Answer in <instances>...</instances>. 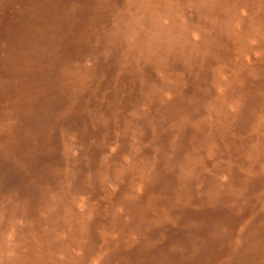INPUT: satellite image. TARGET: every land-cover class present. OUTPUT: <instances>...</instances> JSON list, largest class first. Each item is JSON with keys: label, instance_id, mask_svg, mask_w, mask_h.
<instances>
[{"label": "rangeland", "instance_id": "rangeland-1", "mask_svg": "<svg viewBox=\"0 0 264 264\" xmlns=\"http://www.w3.org/2000/svg\"><path fill=\"white\" fill-rule=\"evenodd\" d=\"M181 1L40 0L51 15L68 9L73 22L64 34L83 37L53 47L58 66L36 82L44 92L38 109L15 111L13 91L0 93V264L27 255L24 264L41 258L51 264L50 256L63 260L65 251L80 264H264V0H220L217 13L203 6L212 0ZM30 12L16 0H0V60L8 54L10 23ZM48 23L46 14L45 45ZM37 60L46 72V49ZM143 246V256H131Z\"/></svg>", "mask_w": 264, "mask_h": 264}, {"label": "bare ground", "instance_id": "bare-ground-1", "mask_svg": "<svg viewBox=\"0 0 264 264\" xmlns=\"http://www.w3.org/2000/svg\"><path fill=\"white\" fill-rule=\"evenodd\" d=\"M17 1V3H19V4H22L25 8H30V10H31V12L29 13V14H27V16H26V18H24V19H21V20H18L16 23H14V22H11L10 23V26L11 27H13V26H15L13 29H12V34H11V37L7 40V43H6V49H7V52H8V54L7 55H4V57H3V59L2 60H0V93H3V92H6L7 90H9V91H13V94L14 95H12L13 97H14V101L12 102V104H11V106H12V108H13V110H15V111H19V110H21V109H23V108H25V109H27V111L28 112H32L33 110H36V109H38L39 107L37 106L38 104H40L41 103V94H44V92L43 93H41L40 91H39V88H38V86H37V84H36V82H37V80L38 79H44L45 78V76H53V69H51L52 67H54L55 65H57V63L56 64H54V60H55V58H58V56L57 55H55V51H54V49H53V47H60V44L61 43H63V42H65L66 43V45L68 44L69 46H71V45H73V44H79V43H81L82 41L79 39L80 37H83V32H81L80 34H78V32H74V35L72 36L71 35V33L70 32H67L68 33V35H70V36H66L65 34H64V30H63V26L65 25V26H68V28H71V25H72V22H73V20H72V18L71 17H69V13H70V11H68V9L65 11L64 9H65V7L64 8H62V10H63V12L62 13H60L59 15L58 14H56V13H53L52 15L50 14V13H48L47 11L45 12V10H44V6H43V4H41L40 3V0H16ZM65 1V0H64ZM107 1V0H106ZM118 1V0H117ZM132 1H134V0H132ZM171 1H173V0H171ZM175 1V0H174ZM183 1V0H182ZM181 1V2H182ZM197 1V0H196ZM225 1V0H224ZM56 2V1H55ZM69 2V1H68ZM109 2V1H108ZM126 2V1H125ZM190 2V1H189ZM198 2V1H197ZM222 2V1H221ZM221 2H220V0H212V2H205L204 4H203V6H204V8H206V7H210L211 9H212V13H217L219 10L221 11L222 9H224V8H222V7H224L223 5L224 4H221ZM247 2V1H246ZM110 3V2H109ZM136 3H137V1H136ZM135 3V4H136ZM224 3V2H223ZM248 3V2H247ZM262 3H264V2H262ZM54 4H56V3H54ZM72 4H74V3H72ZM87 4V3H86ZM197 4V3H196ZM237 4V3H236ZM239 5H240V3H238ZM15 5V2L14 3H12V6H14ZM65 5V4H64ZM69 5H71V4H69ZM77 5H79V3H77ZM117 5V4H116ZM192 5V4H191ZM101 6V5H100ZM124 6V5H123ZM129 6V5H128ZM165 6V5H164ZM182 6H183V4H182ZM197 7L199 6V5H196ZM226 6V5H225ZM75 7V6H74ZM99 7V6H98ZM108 7V6H107ZM138 7V6H137ZM136 7V8H137ZM188 7H190V6H188ZM245 7V6H244ZM93 8V7H92ZM135 8V7H134ZM185 8H186V5H185ZM107 9H109V8H107ZM184 9V8H183ZM188 9V8H187ZM198 9V8H197ZM53 10V9H52ZM153 10V9H152ZM192 10V9H191ZM196 10V9H195ZM200 10V9H199ZM231 10V9H230ZM249 10V9H248ZM219 11V12H220ZM223 11V10H222ZM221 11V12H222ZM251 11V10H250ZM252 11H254V10H252ZM52 12V11H51ZM69 12V13H68ZM153 12H155V11H153ZM157 12V11H156ZM174 12V11H173ZM148 13V12H147ZM176 13H177V11H176ZM231 13V12H230ZM48 15L49 14V16H50V22H52V24L49 26V24L50 23H48L47 25H45V28H44V32L45 33H47V34H50V35H48L49 36V38H50V41H48L47 43H46V45L45 44H43V42H42V38H41V36H40V34H41V30H42V24H43V20H44V17H45V15ZM174 14V13H173ZM201 15L203 14V13H200ZM252 14H254V13H252ZM257 14H258V12H257ZM58 15V17L56 18L55 16H57ZM94 15V14H93ZM199 15V14H198ZM239 15H240V13H239ZM82 16H83V14H82ZM85 16V15H84ZM218 16V15H217ZM223 16H225V12H224V15ZM263 16V15H262ZM86 17V16H85ZM88 17V19H89V17L90 16H87ZM203 17V16H202ZM218 17H220V16H218ZM229 17V16H228ZM204 18V17H203ZM224 18V17H223ZM251 17H249V19H250ZM83 19V18H82ZM92 19V18H91ZM111 19V18H110ZM205 19V18H204ZM207 19V18H206ZM227 19V18H226ZM228 19H231V18H228ZM233 19V18H232ZM78 20V19H77ZM87 20V19H86ZM118 20V19H117ZM146 20V19H145ZM254 20V19H253ZM227 21H229V20H227ZM241 21H243L242 19H241ZM82 22V21H81ZM94 22V21H93ZM118 22V21H117ZM207 22H208V19H207ZM222 22V21H221ZM245 22V21H244ZM250 22V21H249ZM248 22V23H249ZM142 23V22H141ZM223 23V22H222ZM81 24V23H80ZM119 24V23H118ZM193 24V23H192ZM243 24V23H242ZM261 24V23H260ZM96 25V24H95ZM120 25V24H119ZM229 25V24H228ZM49 26V27H48ZM101 26V25H100ZM106 26V25H105ZM194 26V25H193ZM231 26V25H230ZM74 27V26H73ZM77 27V26H76ZM75 27V28H76ZM188 27V26H187ZM207 27H208V24H207ZM114 28V27H113ZM189 28V27H188ZM195 28V27H194ZM223 28V27H222ZM245 28V27H244ZM1 29V28H0ZM208 29V28H207ZM226 29H227V27H226ZM256 29V28H255ZM73 30V29H72ZM75 30V29H74ZM151 30V29H150ZM210 30V29H209ZM245 30V29H244ZM257 30V29H256ZM78 31V30H77ZM81 31H83V29L81 30ZM104 31H106V29L104 30ZM258 31V30H257ZM212 32V31H211ZM201 33V32H200ZM214 33V32H213ZM212 33V34H213ZM234 33V32H233ZM246 33V32H245ZM262 33V32H261ZM0 34H4V33H0ZM85 34V33H84ZM81 35V36H80ZM187 35V34H186ZM201 35H203V34H201ZM201 35H200V37H201ZM209 35V34H208ZM231 35V34H230ZM242 35V34H241ZM243 35H244V33H243ZM80 36V37H79ZM233 36V35H232ZM3 37V36H2ZM71 37V38H70ZM97 37V36H96ZM186 37V36H185ZM204 37V36H203ZM239 37V36H238ZM4 38V37H3ZM86 38V37H85ZM117 38V37H116ZM119 38V37H118ZM117 38V39H118ZM205 38V37H204ZM115 39V38H114ZM83 40V39H82ZM245 40H246V38H245ZM4 41V40H3ZM27 41H29L28 43H27ZM89 41V40H88ZM230 41V40H229ZM4 42H6V39H5V41ZM102 42V41H101ZM201 42V41H200ZM230 42H232V41H230ZM244 42V41H243ZM103 43H105V42H103ZM206 43H207V41H204L203 43H202V45H200V47H199V49L201 48V50L203 49H205V46H206ZM211 43H213V42H211ZM107 44V43H106ZM10 45H14V46H17V50H16V52H10L9 51V46ZM74 45V46H75ZM88 45H90V44H88ZM258 45V44H257ZM263 45V44H262ZM3 46V45H2ZM100 46V45H99ZM108 46V45H107ZM191 46V45H190ZM213 46V45H212ZM211 46V47H212ZM243 46V45H242ZM264 46V45H263ZM96 47V46H95ZM121 47V46H120ZM243 47H245V46H243ZM65 48V47H64ZM75 48H76V46H75ZM188 48H190L189 46H188ZM214 48V47H213ZM231 48V47H230ZM251 48H253V47H251ZM255 48V47H254ZM44 49H46V62L45 63H49V67H48V70H46V72H44L43 70H45V68L43 69L42 68V64L43 63H40V62H38L39 60H37V57H38V54H41V51L42 50H44ZM59 49V48H58ZM66 49V48H65ZM79 49V48H78ZM89 49H91V48H89ZM187 49V48H186ZM198 49V50H199ZM57 50V49H56ZM61 50H63L64 51V49H60L59 50V52H58V54L61 52ZM93 50V49H92ZM95 51H97L96 50V48L94 49ZM102 50V49H101ZM219 50V49H218ZM229 50V49H228ZM232 49H230L229 51H231ZM253 50V49H252ZM2 51V50H1ZM6 51V50H5ZM67 51V50H66ZM80 51V50H79ZM100 51V50H99ZM186 52H187V50H185ZM228 51V52H229ZM65 52V51H64ZM67 52H70V51H67ZM83 52V51H82ZM94 52V51H93ZM235 52V51H234ZM244 52V51H243ZM92 53V52H91ZM99 53V52H98ZM224 54L226 53V52H223ZM48 54H50V55H48ZM68 54H70L71 56H72V54L71 53H68ZM88 54V53H87ZM207 54V53H206ZM205 54V55H206ZM63 55V54H62ZM69 55V56H70ZM101 55V54H100ZM99 54H98V56H100ZM112 55V54H111ZM170 55V54H169ZM208 55V54H207ZM221 54H219V56H220ZM229 55H230V53H229ZM240 55V54H239ZM238 55V56H239ZM253 55V54H252ZM57 56V57H56ZM64 56V55H63ZM62 56V57H63ZM97 55H96V57H98ZM61 57V56H60ZM59 57V58H60ZM109 57V56H108ZM207 58H208V56H206ZM241 57V56H240ZM262 57V56H261ZM66 58H68V57H66ZM71 58H74V57H71ZM233 58H234V56H233ZM237 58V57H236ZM236 58H234V59H236ZM242 58H244V57H242ZM75 59H76V57H75ZM191 59H192V57H191ZM245 59V58H244ZM254 59V58H253ZM62 60V59H61ZM63 60H64V58H63ZM62 60V61H63ZM71 59H69V62H71L70 61ZM72 60H74V59H72ZM101 60H102V58H101ZM186 60V59H185ZM42 61V60H41ZM44 61V60H43ZM57 61V60H56ZM65 61H67V59L65 60ZM75 61V60H74ZM76 61H77V59H76ZM106 61H108V60H106ZM129 61V60H128ZM142 61V60H141ZM204 61H205V59H204ZM211 61H213V60H211ZM210 61V62H211ZM243 61V60H242ZM254 61H255V59H254ZM58 62H60V60H58ZM105 62V61H104ZM233 62V61H232ZM106 63V62H105ZM115 63V62H114ZM113 63V64H114ZM235 63V62H234ZM247 63V62H246ZM253 63V62H252ZM61 64V63H60ZM59 64V65H60ZM65 64H67V63H65ZM73 64H74V62H73ZM132 64V63H131ZM147 64H149V63H147ZM186 64V63H185ZM121 65V64H120ZM120 65H119V67H120ZM123 65V64H122ZM204 65V64H203ZM214 65V64H213ZM252 65V64H251ZM29 66V68H27ZM58 66V65H57ZM61 66V65H60ZM64 66H66V65H64ZM71 66V65H70ZM72 66H74V65H72ZM115 66V65H114ZM125 66V65H124ZM227 66V65H226ZM254 66V65H253ZM45 67V66H44ZM56 67V66H55ZM77 68H78V66H76ZM116 67V66H115ZM133 67V66H132ZM187 67V66H186ZM208 67V66H207ZM58 68H60V67H58ZM70 68H72V69H74L73 67H70ZM122 68V66L119 68V69H121ZM206 68V67H205ZM256 68V67H255ZM51 69V70H50ZM65 69V68H64ZM66 69H69V68H66ZM98 69V68H97ZM123 69V68H122ZM211 69V68H210ZM223 69V68H222ZM226 69V68H225ZM58 70V69H57ZM94 70V69H93ZM92 70V71H93ZM134 70V69H133ZM148 70V69H147ZM184 70V69H183ZM194 70V69H193ZM205 70V69H204ZM58 71H60V70H58ZM69 71V70H68ZM67 71V72H68ZM75 71V70H74ZM74 71H72V72H74ZM85 71H87V70H85ZM91 71V72H92ZM125 71V70H124ZM127 71V70H126ZM124 72V73H127V72ZM203 71V70H202ZM66 72V71H65ZM80 72V71H79ZM83 72V71H82ZM212 72V71H211ZM68 73H71V69H70V72H68ZM225 73H226V71H225ZM229 73V72H228ZM245 73V72H244ZM85 74V73H84ZM190 74V73H189ZM200 74V73H199ZM207 74V73H206ZM205 74V75H206ZM211 74V73H210ZM240 75H241V73H239ZM69 75V74H68ZM86 75V74H85ZM84 75V76H85ZM88 75H89V72H88ZM91 75V74H90ZM95 75H96V72H95ZM122 75V74H121ZM128 75V74H127ZM126 75V77H127V79H128V76ZM198 75V74H197ZM258 75V74H257ZM83 76V75H82ZM92 76V75H91ZM125 76V75H124ZM134 76V75H133ZM199 76V75H198ZM86 77H87V75H86ZM95 77V76H94ZM93 77V78H94ZM208 77V76H207ZM257 77V76H256ZM50 78V77H49ZM48 78V79H49ZM83 78V77H82ZM88 78V77H87ZM209 78V77H208ZM221 78V77H220ZM248 78H250V77H248ZM259 77H257V79H258ZM81 79V78H80ZM79 79V80H80ZM90 79V78H89ZM120 79H122V78H120ZM193 79V78H192ZM224 79V78H223ZM222 79V80H223ZM15 80H17V81H15ZM123 80V79H122ZM250 80V79H249ZM255 80V79H254ZM82 81V80H81ZM87 81V80H86ZM90 81V80H89ZM119 81V80H118ZM186 81H187V79H186ZM188 81H189V78H188ZM187 81V82H188ZM201 81V80H200ZM209 81V80H208ZM231 81H233V80H231ZM248 81V80H247ZM250 81H252V80H250ZM258 81V80H257ZM50 82V81H49ZM48 82V83H49ZM83 82V81H82ZM120 82H122V81H120ZM125 82H126V80H125ZM128 82V81H127ZM192 82V81H191ZM206 82V81H205ZM223 82V81H222ZM246 82V81H245ZM249 82V81H248ZM254 82V81H253ZM68 83V82H67ZM78 83V82H77ZM129 83V85H130V82H128ZM132 83H134V82H132ZM258 83V82H257ZM78 84H81V83H78ZM77 84V85H78ZM87 84V83H86ZM89 84V83H88ZM114 84V83H113ZM122 84V83H121ZM120 84V85H121ZM152 84V83H151ZM251 84V83H250ZM77 85H76V87H77ZM127 85V84H126ZM196 85H198V84H196ZM208 85V84H207ZM252 85V84H251ZM54 86V85H53ZM55 86H57L56 84H55ZM193 86V85H192ZM210 86V85H209ZM222 86V85H221ZM247 86V85H246ZM62 87V86H61ZM64 87V86H63ZM75 87V88H76ZM79 87H82L81 85H79ZM150 87V86H149ZM217 87V86H216ZM83 88V87H82ZM81 88V89H82ZM85 88V87H84ZM87 88H89V87H87ZM151 88V87H150ZM181 88V87H180ZM80 89V90H81ZM210 89H211V87H210ZM83 90V89H82ZM89 90V89H88ZM150 91H151V89H149ZM194 90V89H193ZM212 90V89H211ZM240 90V89H239ZM47 91V90H46ZM84 91V90H83ZM96 91V90H95ZM251 91V90H250ZM98 92V91H97ZM156 92V91H155ZM212 92H214V91H212ZM211 92V93H212ZM41 93V94H40ZM62 93V92H61ZM80 93V92H79ZM83 93H85V92H83ZM87 93V92H86ZM87 94H89V95H87V96H90L91 95V93H87ZM146 94V93H145ZM150 94V93H149ZM84 95V94H83ZM56 96V95H55ZM149 96H151V94L149 95ZM219 96H220V94H219ZM222 96V95H221ZM220 96V97H221ZM3 97H4V95H3ZM61 97V96H60ZM84 97V96H83ZM154 97V96H153ZM156 97V96H155ZM2 98V97H1ZM57 98V97H56ZM86 98H88V97H86ZM95 98H97V97H95ZM99 98H101V97H99ZM144 98V97H143ZM146 99H147V96L145 97ZM236 98V97H235ZM242 98V97H241ZM44 99V98H43ZM51 99H52V97H51ZM58 99V98H57ZM89 99H90V97H89ZM98 99V98H97ZM129 99V98H128ZM56 100V99H55ZM92 100V99H91ZM90 100V101H91ZM170 100V99H169ZM235 100V99H234ZM53 101H54V99H53ZM57 101V100H56ZM84 101L86 102V99L84 98ZM97 101V100H96ZM101 101V100H100ZM148 101V100H147ZM5 102V101H4ZM7 102V101H6ZM78 102H79V100H78ZM88 102V101H87ZM86 102V103H87ZM92 102H94V101H92ZM89 103V102H88ZM99 103V102H98ZM131 103V102H130ZM147 103V102H146ZM241 103V102H240ZM10 104V103H9ZM51 104V103H50ZM49 104V105H50ZM148 104V103H147ZM185 104V103H184ZM247 104V103H246ZM41 105V104H40ZM77 105V104H76ZM96 105V104H95ZM101 105V104H100ZM135 105V104H134ZM134 105H132V107H133V109H135L134 108ZM37 106V107H36ZM51 106V105H50ZM54 106V105H53ZM74 106V105H73ZM90 106V105H89ZM137 106V105H136ZM46 107V106H45ZM72 107V106H71ZM92 107V106H91ZM81 108V107H80ZM80 108H78V109H80ZM97 108V107H96ZM100 108H101V106H100ZM3 109L4 110H8V113L11 115L12 114V111L10 110L9 111V108L7 107V106H4L3 105ZM111 109H113V108H111ZM47 110V109H46ZM54 110V109H53ZM97 110V109H96ZM98 110H100V109H98ZM97 110V111H98ZM101 110H102V108H101ZM108 110H110V109H108ZM136 110V109H135ZM230 110V108L228 109V111ZM236 110V109H235ZM24 111V110H23ZM106 112H107V109L105 110ZM104 111V112H105ZM202 111V110H201ZM21 112V111H20ZM25 112V111H24ZM47 112H48V110H47ZM50 112H51V110H50ZM76 112V111H75ZM101 112H103V111H101ZM106 112H105V114H106ZM150 112H151V109H150ZM204 112V111H203ZM54 113V112H53ZM110 113V112H109ZM24 114V113H23ZM29 114V113H28ZM30 114H32V113H30ZM52 114V113H51ZM105 114H104V116H105ZM127 114V113H126ZM41 115L42 114H39V115H36V119L37 120H39L40 122H41ZM62 115V114H61ZM64 115H66V114H64ZM64 115H62L63 117H64ZM90 115V114H89ZM56 116V115H55ZM107 116V115H106ZM12 117V116H11ZM17 117V116H16ZM54 117V116H53ZM57 117V116H56ZM56 117H54L53 119H55ZM59 117V116H58ZM91 117H93V115H91ZM91 117H89V119H91ZM108 117V116H107ZM107 117H104V118H107ZM30 118V117H29ZM115 118V117H114ZM28 119V118H27ZM60 119V118H59ZM62 119V118H61ZM60 119V121H63V120H61ZM68 119V118H67ZM95 119V118H94ZM93 119V120H94ZM112 119V118H111ZM124 119V118H123ZM126 119V118H125ZM124 119V120H125ZM127 119H128V117H127ZM234 119V118H233ZM5 120V119H4ZM29 120V119H28ZM56 120V119H55ZM54 120V121H55ZM66 120V119H65ZM92 120V121H93ZM105 120V119H104ZM103 120V121H104ZM211 120V119H210ZM7 121V120H6ZM21 121V120H20ZM25 121V120H24ZM23 121V122H24ZM107 121V120H106ZM118 121V120H117ZM7 122H9V121H7ZM10 122H11V120H10ZM94 122V121H93ZM107 122H109V121H107ZM125 122V121H124ZM157 122V121H156ZM14 123H15V121H14ZM214 123V122H213ZM16 124V123H15ZM15 124H14V126H15ZM23 124V123H22ZM106 124V123H105ZM28 125V124H27ZM180 125V124H179ZM23 126V125H22ZM22 126H20V127H22ZM29 126V125H28ZM4 127V126H3ZM180 127V126H179ZM185 127H187V126H185ZM15 129V128H14ZM20 129V128H19ZM18 129V130H19ZM52 129V128H51ZM3 130H4V128H3ZM15 132V131H14ZM20 132H21V130H20ZM52 134V133H51ZM106 134V133H105ZM12 136V135H11ZM10 136V137H11ZM23 136V135H22ZM27 136V135H26ZM31 136V135H30ZM4 137V136H3ZM15 137V136H14ZM18 137H20V136H18ZM29 137V136H28ZM51 137V136H50ZM136 137V136H135ZM7 138V137H6ZM24 138V137H23ZM71 138V137H70ZM22 139V138H21ZM28 139L29 138H27V141H28ZM51 138H49V140H50ZM208 139V138H207ZM7 140V139H6ZM5 140V141H6ZM31 140V139H30ZM14 141V140H13ZM7 142V141H6ZM16 142V141H15ZM23 142H25V141H23ZM31 142V141H30ZM20 143V142H19ZM7 144V143H6ZM14 144V143H13ZM26 144H28V142L26 143ZM8 145V144H7ZM168 145V144H167ZM21 146V145H20ZM33 146H34V144H33ZM5 147V146H4ZM26 147V145L25 146H23V148H25ZM40 146H38V148H39ZM42 147V146H41ZM17 148V147H16ZM27 148V147H26ZM48 148H50V147H48ZM13 149V148H12ZM33 149V148H32ZM42 149V148H41ZM56 149H57V147H56ZM8 150H11V149H8ZM15 150V149H14ZM13 150V151H14ZM18 149H16V151H17ZM23 150V149H22ZM36 150H37V148H36ZM100 150V149H99ZM19 151H21V150H19ZM26 151H27V149H26ZM68 151H69V149H68ZM169 151V150H168ZM25 152V151H24ZM28 152V151H27ZM42 152V151H41ZM181 152H182V150H181ZM12 153V152H11ZM14 154V153H13ZM71 154V153H70ZM3 155V154H2ZM19 155V154H18ZM37 155H39V154H37ZM73 155V154H72ZM188 155V154H187ZM1 156V155H0ZM35 156V155H34ZM14 157V156H13ZM16 157V156H15ZM21 157H23L22 155H21ZM41 156H39V158H40ZM1 158V157H0ZM6 158V157H5ZM20 158V157H19ZM46 158V157H45ZM71 158V157H70ZM70 158H68V159H70ZM14 160V159H13ZM20 160V159H19ZM23 160H24V158H23ZM22 160V161H23ZM39 160V159H38ZM37 160V161H38ZM42 160V159H41ZM48 160V159H47ZM69 161V160H68ZM145 161V160H144ZM70 162V161H69ZM105 162H107V161H105ZM179 162V161H178ZM26 163H27V161H26ZM43 163H44V160H43ZM48 163V162H47ZM139 163V162H138ZM177 163V162H176ZM238 163V162H237ZM37 164V163H36ZM57 164V163H56ZM63 164V163H62ZM152 164V163H151ZM150 164V165H151ZM26 165V164H25ZM30 165V164H29ZM38 165V164H37ZM36 165V166H37ZM40 165V164H39ZM38 165V166H39ZM57 165H59V162H58V164ZM57 165H56V167H57ZM139 165H140V163H139ZM142 165V164H141ZM177 165H178V163H177ZM177 165H175L176 167H177ZM182 165V164H181ZM41 166V165H40ZM162 166V165H161ZM174 166V165H173ZM42 167V166H41ZM45 167V166H44ZM62 167V166H61ZM2 168V167H1ZM0 168V169H1ZM27 168V167H26ZM37 168V167H36ZM63 168V167H62ZM173 169H175V167H172ZM178 168V167H177ZM28 169V168H27ZM32 169V168H31ZM35 169V168H34ZM55 169L56 168H54L53 170L55 171ZM101 169H102V167H101ZM100 169V170H101ZM111 169V168H110ZM41 170V169H40ZM172 170V169H171ZM7 171V170H6ZM36 171V170H35ZM69 171V170H68ZM176 171V170H175ZM257 171V170H256ZM27 172V171H26ZM99 172V171H98ZM10 173V172H9ZM55 173H57V172H55ZM124 173V172H123ZM127 173H130V172H127V170H126V174ZM16 174V173H15ZM79 174V173H78ZM146 174V173H145ZM226 174V173H225ZM2 175V174H1ZM12 175V174H11ZM50 175V174H49ZM116 175V174H115ZM123 175V174H122ZM20 176V175H19ZM125 176V175H124ZM6 177V176H5ZM28 177V176H27ZM55 177V176H54ZM104 177V176H103ZM121 177V176H120ZM128 177V176H127ZM11 178V177H10ZM44 178V177H43ZM53 178V177H52ZM72 178V177H71ZM107 178V177H106ZM122 178V177H121ZM219 178V177H218ZM104 179H105V177H104ZM123 179H124V177H123ZM127 179V178H126ZM151 179V178H150ZM50 181V180H49ZM52 182V181H51ZM138 182V181H137ZM146 182V181H145ZM16 184H18L17 182H15ZM37 183V182H36ZM56 183V182H55ZM66 183H68V182H66ZM70 183V182H69ZM221 183V182H220ZM4 184H6V183H4ZM38 184V183H37ZM41 184V183H40ZM131 184H132V182H131ZM130 184V185H131ZM136 184V183H135ZM177 184V183H176ZM22 185V184H21ZM26 185V184H25ZM60 185V184H59ZM70 185V184H69ZM127 185V184H126ZM63 186V185H62ZM67 186V185H66ZM122 186H124V184L122 185ZM53 187V186H52ZM55 187V186H54ZM81 187V186H80ZM125 187V186H124ZM20 188H21V186H20ZM25 188V187H24ZM30 188H31V185H30ZM57 188V187H56ZM134 188V187H133ZM159 188V187H158ZM171 188V187H170ZM5 189V188H4ZM14 189V188H13ZM39 189V188H38ZM59 189V188H58ZM72 188H70V190H71ZM125 189V188H124ZM123 189V190H124ZM1 190V189H0ZM53 190V189H52ZM57 190V189H56ZM73 190V189H72ZM71 190V191H72ZM12 191V190H11ZM116 191V190H115ZM156 191V190H155ZM162 191V190H161ZM22 192V191H21ZM28 192V191H27ZM73 192H75L74 190H73ZM119 192V191H118ZM29 193V192H28ZM92 193V192H91ZM101 193V192H100ZM116 193V192H115ZM120 193V192H119ZM122 193V192H121ZM133 193V192H132ZM143 193V192H142ZM158 193V192H157ZM160 194H161V192H159ZM34 194V193H33ZM117 194V193H116ZM22 195V194H21ZM52 195V194H51ZM66 195V194H65ZM119 195V194H118ZM143 195V194H142ZM15 196V195H14ZM115 196V195H114ZM120 196V195H119ZM122 196V195H121ZM120 196V197H121ZM135 196V195H134ZM145 196V195H144ZM1 197V196H0ZM36 197V196H35ZM104 197V196H103ZM102 197V198H103ZM116 197V196H115ZM26 198V197H25ZM28 198V197H27ZM67 198H68V196H67ZM75 198V197H74ZM104 198H106V197H104ZM111 198H113V197H111ZM117 199H118V196L116 197ZM16 199V198H15ZM23 199V198H22ZM31 199V198H30ZM36 199V198H35ZM70 199V198H69ZM132 199V198H131ZM136 199V198H135ZM251 199V198H250ZM32 200V199H31ZM64 201H65V199H63ZM104 200V202H105V199H103ZM1 201V200H0ZM7 201V200H6ZM114 201H117V200H115V198H114ZM249 201H251V200H249ZM68 202V201H67ZM99 202V201H98ZM141 202V201H140ZM191 202H192V200H191ZM262 202V201H261ZM69 203H71V202H69ZM76 203V202H75ZM74 203V204H75ZM107 203V202H106ZM114 203V202H113ZM129 203V202H128ZM138 203V202H137ZM12 204V203H11ZM10 204V205H11ZM16 204V203H15ZM65 204V203H64ZM108 204V203H107ZM183 204V203H182ZM5 205V204H4ZM17 206H18V203L16 204ZM28 205V204H27ZM115 205V204H114ZM72 206V205H71ZM98 206V205H97ZM159 206H161V205H159ZM19 207H21V206H19ZM18 207V208H19ZM25 207V206H24ZM116 207V206H115ZM17 208V207H16ZM16 208H14L13 207V213H14V209H16ZM26 208V207H25ZM25 208H24V210H25ZM98 208V207H97ZM97 208H95V209H97ZM100 208H101V205H100ZM100 208H98V209H100ZM103 208V207H102ZM101 208V209H102ZM107 208V207H106ZM262 208V207H261ZM264 208V207H263ZM3 209V208H2ZM23 209V208H22ZM68 209V208H67ZM70 209V208H69ZM74 209V208H73ZM97 209V210H98ZM113 209V208H112ZM8 211L10 210V209H7ZM7 210H6V212H7ZM18 210V209H17ZM30 210V209H29ZM103 210V209H102ZM110 210V209H109ZM114 210H115V208H114ZM32 211V210H31ZM39 211V210H38ZM71 211V210H70ZM85 210L83 209V212H84ZM91 211V210H90ZM95 211V210H94ZM107 211V210H106ZM123 211H124V208H123ZM16 212H18V211H16ZM77 212H79V211H77ZM92 212V211H91ZM97 212V211H96ZM101 212V211H100ZM4 213V212H3ZM11 213V212H10ZM20 213V212H19ZM29 213V212H28ZM34 213V212H33ZM36 213V212H35ZM103 213V212H102ZM101 213V214H102ZM122 213V212H121ZM172 213H174V212H172ZM18 214V213H17ZM25 214V213H24ZM23 214V215H24ZM78 214V213H77ZM97 214H100V213H97ZM104 214V213H103ZM102 214V215H103ZM211 214V213H210ZM236 214V213H235ZM259 214V213H258ZM8 215V214H7ZM6 215V216H7ZM11 215H13L14 216V214H11ZM32 215V214H31ZM42 215V214H41ZM54 215V214H53ZM72 215H73V213H72ZM75 215V214H74ZM86 215H87V213H86ZM105 215V214H104ZM107 215V214H106ZM147 215V214H146ZM152 215V214H151ZM21 216V215H20ZM91 216V215H90ZM94 216V215H93ZM100 216V215H99ZM123 216V215H122ZM263 216V215H262ZM261 216V217H262ZM3 217V216H2ZM15 217H16V214H15ZM25 217V216H24ZM83 217V216H82ZM104 217V216H103ZM102 217V218H103ZM206 217V216H205ZM260 217V216H259ZM10 218H12V216L10 217ZM14 218V217H13ZM21 218V217H20ZM29 218V217H28ZM97 218H99V217H97ZM102 218H100L101 220H102ZM204 218V217H203ZM221 218V217H220ZM226 218V217H225ZM257 218V217H256ZM41 219V218H40ZM92 219V218H91ZM98 220V222L100 221L101 222V220ZM193 219V218H192ZM239 219V218H238ZM245 219V218H244ZM243 219V220H244ZM60 220V219H59ZM85 220H86V217H85ZM135 220H137V219H135ZM223 220V219H222ZM231 220V219H230ZM248 220V219H247ZM257 220H258V218H257ZM259 220H261V218L259 219ZM15 221V220H14ZM31 221V220H30ZM29 221V222H30ZM61 221V220H60ZM107 221V220H106ZM109 221V220H108ZM116 222H117V220H115ZM205 221V220H204ZM224 221V220H223ZM239 221H240V219H239ZM262 221V220H261ZM3 222H4V220H3ZM8 222H10V221H8ZM13 222V221H12ZM136 222V221H135ZM244 222V221H243ZM242 222V223H243ZM248 222V221H247ZM15 223V222H14ZM28 223V222H27ZM62 223V222H61ZM91 223V222H90ZM89 223V224H90ZM119 223V222H118ZM224 223V222H223ZM229 223V222H228ZM44 224V223H43ZM101 224V223H100ZM103 224V223H102ZM220 224H222V223H220ZM219 224V225H220ZM231 224V223H230ZM252 224V223H251ZM255 224V223H254ZM10 225H12V224H10ZM97 225V224H96ZM99 225V224H98ZM240 225V224H239ZM253 225V224H252ZM251 225V226H252ZM256 225V224H255ZM108 226V225H107ZM231 226V225H230ZM233 226V225H232ZM26 227H28V226H26ZM26 227H24L25 229H26ZM48 227V226H47ZM96 227V226H95ZM100 226H98L97 228H99ZM237 227V226H236ZM114 228V227H113ZM157 228V227H156ZM175 228V227H174ZM173 228V229H174ZM201 228V227H200ZM233 228H235L234 226H233ZM60 229V228H59ZM92 229V228H91ZM123 230H124V228H122ZM176 229V228H175ZM173 230V231H176V230ZM187 229H188V227H187ZM191 229V228H190ZM246 229H248V228H246ZM24 230V229H23ZM22 230V231H23ZM57 230V229H56ZM68 230V229H67ZM126 230V229H125ZM172 230V229H171ZM232 230V229H231ZM235 230V229H234ZM259 230V229H258ZM16 231V230H15ZM91 231V230H90ZM99 231V230H98ZM141 231V230H140ZM166 231H168V229L166 230ZM177 231H178V229H177ZM198 231V230H197ZM241 231V230H240ZM93 232H96V230L94 231L93 230ZM92 232V233H93ZM126 232V231H125ZM184 232V231H183ZM185 232H187L188 233V231H185ZM192 232H193V230H192ZM234 232V231H233ZM18 233V232H17ZM16 233V234H17ZM84 233H85V231H84ZM127 233V232H126ZM130 233V232H129ZM147 233V232H146ZM146 233H145V235H146ZM167 233V232H166ZM96 234H97V232H96ZM111 234V233H110ZM148 234H149V232H148ZM229 234V233H228ZM231 234V233H230ZM256 234V233H255ZM90 235H91V233H90ZM98 235V234H97ZM96 235V236H97ZM168 235V234H167ZM196 235V234H195ZM240 235H242V234H240ZM206 236V235H205ZM245 236V235H244ZM99 237V236H98ZM111 237V236H110ZM120 237V236H119ZM118 237V238H119ZM145 237V236H144ZM165 237V236H164ZM201 237V236H200ZM236 237V236H235ZM240 237V236H239ZM243 237V236H242ZM112 238V237H111ZM110 238V239H111ZM167 238V237H166ZM203 238H205V237H203ZM229 238V237H228ZM258 238V237H257ZM4 239H5V237H4ZM34 239V238H33ZM150 239V238H149ZM233 239V238H232ZM242 239V238H241ZM60 240V239H59ZM138 240H141V239H139L138 238ZM209 240V239H208ZM240 240V239H239ZM10 241V240H9ZM198 241V240H197ZM215 241V240H214ZM34 242V241H33ZM196 242V241H195ZM207 242V241H206ZM240 242V241H239ZM242 242V241H241ZM197 243V242H196ZM210 243V242H209ZM86 244H88V243H86ZM138 244V243H137ZM160 244V243H159ZM204 244V243H203ZM202 244V245H203ZM223 244V243H222ZM17 245V244H16ZM138 245H140V244H138ZM207 245V244H206ZM211 245V244H210ZM85 246V245H84ZM133 246V245H132ZM131 246V247H132ZM142 246V245H141ZM161 246V245H160ZM199 246V245H198ZM5 247V246H4ZM154 247V246H153ZM203 247V246H202ZM223 247V246H222ZM227 247V246H226ZM146 246H143V248L141 247V249L140 250H137L135 247H134V249L131 251V253H132V257H134V256H143L144 254H145V251H146ZM158 248V247H157ZM187 248V247H186ZM215 248V247H214ZM228 248V247H227ZM199 249V248H198ZM206 249V248H205ZM226 249V248H225ZM235 249V248H234ZM237 249H238V247H237ZM24 250V249H23ZM64 250H65V248H64ZM127 250V249H126ZM143 250H145V251H143ZM159 250H160V248H159ZM83 251V250H82ZM81 251V252H82ZM104 251V250H103ZM102 251V252H103ZM130 251V250H129ZM209 251V250H208ZM216 251V250H215ZM214 251V252H215ZM221 251V250H220ZM247 251V250H246ZM74 252V251H73ZM124 252V251H123ZM147 252V251H146ZM20 253V252H19ZM65 253H66V258H63V260H61L59 257H58V255H57V253H55L54 255H52V256H50V261H52V263L51 264H80V262L78 261V259H76L75 258V256L73 255V254H70V253H68L67 251H65ZM198 253V252H197ZM216 253H217V251H216ZM27 254H28V251H27ZM92 254H93V252H92ZM148 254V253H147ZM2 255V254H1ZM103 255V254H102ZM159 255V254H158ZM164 254H162V256H163ZM217 255V254H216ZM220 255V254H219ZM3 256V255H2ZM15 256H17V255H15ZM64 256V255H63ZM122 256V255H121ZM148 256V255H147ZM225 256V255H224ZM1 257V256H0ZM125 257H126V255H125ZM153 257V256H152ZM164 257V256H163ZM162 257V258H163ZM23 258V257H22ZM34 258V257H33ZM127 258V257H126ZM126 258H122L123 260L124 259H126ZM252 258H254L255 259V257H253L252 256ZM89 259V258H88ZM133 259V258H132ZM132 259H129V260H131V262H133L132 261ZM146 259V258H145ZM150 259H151V256H150ZM8 260V259H7ZM87 260V259H86ZM93 260V259H92ZM122 260V261H123ZM128 260V261H129ZM137 260V259H136ZM152 260V259H151ZM205 260V259H204ZM28 261V255H27V257H24L23 259H21V258H18V260L16 261V262H11L10 264H24L25 262H27ZM88 261V260H87ZM148 261V260H147ZM233 261V260H232ZM232 261L230 262V264L232 263ZM135 262V261H134ZM133 262V263H134ZM149 262V261H148ZM151 262V261H150ZM37 264H47L46 263V261L43 259V258H41V259H39L37 262H36ZM132 263V264H133ZM136 263V262H135ZM138 263V262H137ZM153 263V262H152ZM178 263V262H177ZM50 264V263H49ZM95 264V263H94ZM121 264V263H120ZM131 264V263H130ZM155 264V263H154ZM161 264H170V261H168V260H164V261H162L161 262ZM208 264V263H207ZM255 264V263H254Z\"/></svg>", "mask_w": 264, "mask_h": 264}]
</instances>
